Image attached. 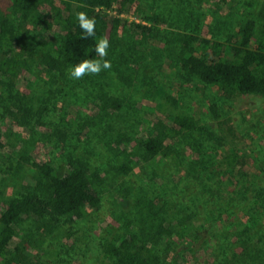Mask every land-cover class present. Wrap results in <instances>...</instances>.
Masks as SVG:
<instances>
[{"label": "rangeland", "instance_id": "obj_1", "mask_svg": "<svg viewBox=\"0 0 264 264\" xmlns=\"http://www.w3.org/2000/svg\"><path fill=\"white\" fill-rule=\"evenodd\" d=\"M49 2L42 13L50 27L40 24L27 33L38 49L34 60L11 87L0 83V210L5 200L40 192L36 173L20 161L23 154L62 170L69 157L100 170L128 160L132 171L115 179L100 209H88L80 219L27 218L9 248L22 243L36 264H109L101 255L103 240L126 235L138 243L142 227L153 226L152 209L163 208L178 217L194 215L182 238L155 245L164 259L264 264V95L224 96L177 63V33L235 39L246 0H116L105 10L109 21L120 18L109 39L112 68L80 80L69 77L70 67L49 70L39 63L44 54L61 58V19L69 14L62 0ZM262 6L264 0H256L253 12ZM166 94L206 129L166 139L179 153L178 164L145 161L136 149L154 122L169 123L156 109ZM110 99L119 109L104 104ZM211 107L221 119L230 118L234 140L216 137L222 133ZM224 150L238 154L233 168L222 162Z\"/></svg>", "mask_w": 264, "mask_h": 264}, {"label": "trees", "instance_id": "obj_2", "mask_svg": "<svg viewBox=\"0 0 264 264\" xmlns=\"http://www.w3.org/2000/svg\"><path fill=\"white\" fill-rule=\"evenodd\" d=\"M69 14L61 19L66 27L63 35L61 58L52 54L41 56L39 63L49 70L71 68L82 59L95 56V40L101 36L114 40L120 18L110 21L105 13L116 0H62ZM256 0H246L241 25L235 39L209 38L195 31L177 33L179 68L188 74L214 86L224 96L233 98L245 94L264 95V6L253 12ZM49 0H0V83L11 87L20 72L28 69L38 49L28 37L30 30L49 28L42 8ZM87 12L97 20L96 37L81 39L77 13ZM61 17V16H59ZM149 19V18H145ZM149 30V26L135 24ZM156 109L164 114L169 123L157 120L145 138L137 142L136 149L144 160L160 159L179 163V153L166 143L183 132L205 131L200 120L178 109L176 100L163 96ZM104 104L119 109L117 100ZM213 118L221 131L218 139L234 140L236 130L230 118L221 119L215 107ZM7 111L13 113L8 106ZM25 113L27 111L24 110ZM85 124H80L84 127ZM214 136V133H210ZM239 159L235 151H225L222 162L233 168ZM20 161L29 167L40 184V192H27L5 200L0 210V264H36L24 254L22 243L9 248L17 226L29 217L43 219L60 216L82 218L88 209L98 210L105 195L116 187L115 179L132 171L130 161L110 164L104 170L80 157H69L67 168L62 170L49 163H40L28 154ZM151 218L153 226H143L138 243L126 235L107 237L101 246V255L109 264H174L159 254L155 245L159 240L182 238L193 227V214L174 216L169 209L157 208Z\"/></svg>", "mask_w": 264, "mask_h": 264}, {"label": "clouds", "instance_id": "obj_3", "mask_svg": "<svg viewBox=\"0 0 264 264\" xmlns=\"http://www.w3.org/2000/svg\"><path fill=\"white\" fill-rule=\"evenodd\" d=\"M77 23L81 29V39H89L96 37V18L89 17L87 12L80 11L76 16ZM111 47L110 41L106 36H101L95 40L93 49L95 56L82 59L68 70L71 79L80 80L85 76H96L101 72L110 70L112 63L108 57V50Z\"/></svg>", "mask_w": 264, "mask_h": 264}]
</instances>
